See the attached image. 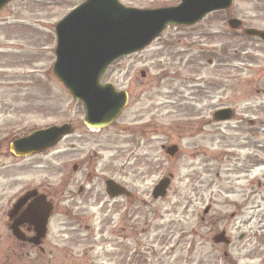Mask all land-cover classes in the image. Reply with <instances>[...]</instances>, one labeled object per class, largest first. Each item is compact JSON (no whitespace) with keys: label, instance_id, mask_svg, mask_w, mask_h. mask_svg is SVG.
Instances as JSON below:
<instances>
[{"label":"rangeland","instance_id":"374dc122","mask_svg":"<svg viewBox=\"0 0 264 264\" xmlns=\"http://www.w3.org/2000/svg\"><path fill=\"white\" fill-rule=\"evenodd\" d=\"M81 1L17 0L10 3L0 14V56H17L5 57L6 63L4 58L1 59L0 82L8 84L12 89L9 93H4L7 88H0V107L1 104H12L15 109H20L18 114L5 118L4 122L0 118V126L4 124L1 127L9 126L6 133L18 135L35 128L67 122L74 125L77 133H91L83 124L82 104L73 100L52 70L55 62V25ZM120 1L126 6L140 9L173 6L180 2ZM230 17L241 19L247 26L264 30V0H234L228 13H214L197 27L173 26L145 51L119 59L108 69L103 82L113 83L118 90L130 91L133 85L139 87L151 78L161 77L165 93L171 95L175 94L176 87L173 77L175 73L180 74V94L186 100L180 108L182 133H194L189 130L190 123H193L190 119L193 118L197 124L206 119L210 124L198 127L202 131L195 133H202V136L197 139L191 140L189 135L178 140L175 134L178 116L175 115L172 104L174 100L167 97L172 101L164 102L162 111L164 144L178 145L179 155L174 158L165 155L162 158L160 167H163V174L157 168L148 169L144 163L143 166L140 165L142 157L132 159L133 192L144 207L140 203L133 206L134 214L130 225L124 218L120 205L118 209L121 211L113 222L116 225V234L110 233V216H106L107 212L101 213L103 205L99 209L95 208L93 211L100 212L93 224L97 234L87 233L89 240L83 232L78 235V243L85 248L83 256L79 252L80 248L73 255L75 261L79 257L75 264H128V257L131 255H137L134 264H225L222 253L212 251L207 245L196 246L193 251L191 245L185 246L189 238H181L183 231L186 232L196 223L195 217L203 213L208 204L213 205L215 212L228 214L240 211L242 205L246 204L247 207L243 209L245 221H250L244 228L246 240L237 244L233 257L242 264H264V94L256 93L264 89V46L255 41H246L239 33L229 32L227 19ZM18 22L20 26H15L14 29ZM45 45L46 50L43 49ZM209 58L214 59V63L210 64ZM142 72L146 73V78L141 77ZM17 81L20 82V87L16 86ZM201 81L207 83L199 85ZM191 94L195 96L194 100H188ZM141 101L144 102L142 99ZM220 108L232 109L235 113L233 120L214 122L213 114ZM131 111L132 109L130 113ZM242 113H245V122L249 123L254 119L252 121L255 123L253 127L250 125L246 134L248 149L240 148L245 145L240 136V130H244L245 125L241 129L238 123ZM130 116L127 112L124 113L118 127L108 130L113 141L121 143L131 139L119 129L130 123ZM137 143L143 149L138 151L142 156L148 144ZM253 149L257 150L256 160L259 165L253 176L256 195L249 201L251 189L241 184L247 177L243 176L238 162L239 157L243 158L249 153L254 157ZM117 155H120L116 163L119 170L124 165V155L118 152ZM153 155L159 156L161 153H152L150 148L149 159ZM0 156V166L2 163L8 165L14 162L4 155ZM108 158L110 156L105 154V159ZM31 165L32 161H22L16 170ZM137 171H141L145 177L136 179ZM29 173L18 174V177L21 176L18 182L15 177L0 179L2 193V187H5V194L0 199L2 206L27 188L32 181H44L54 186L60 180L59 177H49L46 174L44 178L42 172L34 173L32 180ZM170 174L173 180L167 197L153 201L152 185L162 175L166 177ZM59 221L60 218L58 223ZM58 223L52 228L54 238L63 231L62 228L59 230ZM125 225L135 226L133 237H128L130 228L126 229ZM144 229L145 235H140ZM239 233L235 230L234 236L237 237ZM253 234L256 236H251ZM57 245L58 251L64 247L62 242ZM96 245L99 250L92 251L88 248ZM60 261L59 258L57 263Z\"/></svg>","mask_w":264,"mask_h":264},{"label":"flooded vegetation","instance_id":"af4514ba","mask_svg":"<svg viewBox=\"0 0 264 264\" xmlns=\"http://www.w3.org/2000/svg\"><path fill=\"white\" fill-rule=\"evenodd\" d=\"M250 28L264 31L261 28L247 26L242 23L237 32L241 33V37L246 41H255L264 46L262 40L249 38L244 35V30ZM5 57L17 56L15 54L1 55L0 68H2L1 59L4 58L5 63L7 61ZM14 61L17 62V60ZM212 63L210 61V64ZM49 72L51 73V70ZM180 76L175 75L173 77V81L176 84L174 95L165 93L164 88L160 84L163 81L161 78H151L146 84L140 85L139 87L133 85L130 91H127L129 102L124 113L127 112L128 115L130 114L129 119L132 120L125 128L119 129L122 133H127V138L130 137L131 139L122 141L121 143L113 141L108 132L110 128L118 127L121 121L120 118L110 128L96 131L97 133L88 130L91 132L88 135L84 132L77 133L73 125V132L64 136V139L56 147L30 157L18 158L14 157L10 151L11 142L26 137L32 132L28 131L14 135L6 133L8 132L9 126L6 128L1 127L4 124L0 126V155H4L5 158L14 161L8 165H3L5 163H2L0 166V179L15 177L18 182L21 179V176L18 177V174L21 172H30L29 175H31L32 180L33 174L36 172L44 173V178L46 175L60 178L59 182L54 186L44 183V181H32L22 192H18L15 196L11 197L5 206H2L0 203V264H58L57 260L59 258L61 260L59 264H75L79 257L77 256L75 261L73 255L80 248L79 252L83 256L85 248L78 243V235L83 232L88 239L87 233H91L89 235L97 234L95 231L96 227H93V224L100 212L98 213V211L93 210L95 208L99 209L102 205L101 213L107 212L106 216H110V233H117L115 229L116 225H113V222L118 212L121 211V209H118L120 205L123 208L124 218L128 222L131 221L134 214L133 206L140 203L144 207L140 198L133 192L132 159L137 160L142 157L143 159L140 165L142 164L143 166L144 163V166L148 169L157 168L163 174V167H160L162 166L160 161L165 156V133L162 125V111L165 107L164 102L172 101L167 97H172L174 100L172 104L175 109V115L178 116V123L175 125V134L178 140H182L189 135L191 140H195L202 136V133H195L202 131L198 127L210 124V121L207 119L205 121L201 120L197 124L196 119L193 118L190 119L193 123H190L191 127H189V130L194 131V133L192 134L190 132L188 135L182 133L181 126L183 125L179 123L180 108L186 103V100L180 94V82L182 81L179 78ZM141 77L146 78V73L142 72ZM133 82L137 83V81ZM0 83L3 84L0 88H7V91L4 93H9L12 87L9 88L8 84L3 82ZM204 83H207V81H201L199 85H203ZM16 86L20 87V82L17 81ZM256 93L262 94V90H258ZM190 97L188 100L195 99V96L192 94ZM131 109L132 111L130 113ZM19 112L20 109H15L12 107V104L8 106L1 104L0 118L4 122L5 118L15 116ZM244 115L245 113H242L241 118L238 119L241 129L245 125L244 130H240V136L244 139L243 144L245 145L240 146V148L248 149V138H246V134L250 125L253 127L255 123L252 121L254 119L250 120L249 123L245 122ZM137 141L143 142L146 145L148 144L142 156L138 154V151L143 149H140L141 145ZM133 143L134 145H132ZM150 148L152 149V153L160 151L161 155H153L154 157L149 159ZM1 149H4V151H1ZM195 149L198 148L196 147ZM253 150L254 157L249 153L243 158L239 157L238 162L241 166L243 176L247 177V180L241 184L245 188L251 189L248 195L249 201L256 195L254 193L255 177L253 176L255 169L259 165L256 160L258 156L257 150ZM117 152L124 155V165L119 170L116 167V163L120 158V155L116 156ZM105 154H108L110 158L105 159ZM22 161H32V165L27 168H22V170H16ZM135 167L138 169L136 165ZM135 176L138 180L145 177L141 171H137ZM163 177L164 175H162L161 179ZM161 179L157 180L151 188L153 189ZM111 182L123 189L120 194L112 195L108 191V184ZM258 186H260V183H258ZM2 188L4 190L2 193L0 189V199L5 194V187ZM39 197L43 199L45 207L51 204L52 208L47 218L45 236L39 244H36L35 242H31L37 237L36 226L26 219V214L33 208L34 203ZM153 201L157 202L158 200ZM244 207H247L246 204L242 205L240 211L228 214L217 213L213 205L208 204L205 206L203 213L195 217L196 223L186 232L183 231L184 235L181 238H189L185 242V246L191 245V249L195 251L196 246L205 247L207 245L212 251L223 254L225 264H242L233 257V253L237 244H241L246 240L244 228L249 225L250 221H245ZM206 208L207 212H205ZM58 218H60L59 223ZM55 223H58L59 230L61 228L63 229L56 238H54V232L52 230ZM128 227L126 226V229ZM129 228L128 234L130 236L128 237L131 238L133 237V229H135V226H130ZM235 230L240 232L237 237L234 236ZM140 235H145V229L140 232ZM251 236L255 237L256 235L253 234ZM251 236L248 238H251ZM58 242H62L64 245L60 251H58L57 247L59 246L57 245ZM254 245L255 242H253ZM88 248L92 251L99 250L98 245L88 246ZM128 258L131 260V256ZM128 264H132V261Z\"/></svg>","mask_w":264,"mask_h":264},{"label":"water","instance_id":"95a60500","mask_svg":"<svg viewBox=\"0 0 264 264\" xmlns=\"http://www.w3.org/2000/svg\"><path fill=\"white\" fill-rule=\"evenodd\" d=\"M13 0H0V10ZM176 7L138 10L122 5L118 0H86L56 26L57 48L54 73L76 101L84 104L85 124L102 129L113 124L128 103L126 92H117L113 84H102L108 67L117 59L136 53L150 45L171 25L192 26L208 14L228 9L232 0H181ZM237 29L238 20L229 21ZM245 34L264 41V32L250 29ZM227 109L215 114L216 121L230 120ZM72 132L70 125L53 126L15 141L11 151L16 156H27L55 146L64 135ZM176 146L168 149L175 155ZM170 179L162 181L154 190L155 199L164 198ZM122 188L108 184V191L118 195ZM40 200V201H39ZM39 200L26 214L36 226L37 237L31 242L39 244L45 236L51 205ZM42 201V202H41ZM21 238V237H20Z\"/></svg>","mask_w":264,"mask_h":264}]
</instances>
